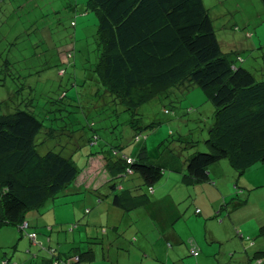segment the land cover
<instances>
[{"label":"rangeland","instance_id":"obj_1","mask_svg":"<svg viewBox=\"0 0 264 264\" xmlns=\"http://www.w3.org/2000/svg\"><path fill=\"white\" fill-rule=\"evenodd\" d=\"M203 1L223 51L240 55L242 64L262 79V1ZM87 2L2 0L1 10L15 14L6 22L4 18L0 27V114L18 105L34 109L45 127L53 129L38 134L39 151L53 149L71 157L79 174L62 191L26 213L25 219L38 231H33L35 238L27 234L30 224L21 231L17 225L0 226V264L5 258L17 264H53L56 257L51 246L64 264H74L70 255L78 256L79 262V254L88 250L94 256L86 264H250L249 256L258 249L264 251V236L259 234L264 224V160L239 172L224 159L211 181L188 187L192 193L183 192V187L169 179L166 191L175 198L170 206L171 237H163L162 229L147 216L137 219L131 215L144 209L123 219L107 209L111 175L104 156L108 154L98 150L108 142L107 147L117 145L134 156L144 142L133 140L129 113L106 94L94 71L98 16L94 10L79 13ZM246 31L253 35L247 37ZM64 91L67 97L61 99ZM207 96L199 87L189 92L178 88L139 107L136 117L148 135L153 158L172 154L184 160L194 150L209 149L206 139L214 106ZM165 108H171V113H165ZM153 122L158 125L151 126ZM49 133L55 136L46 140ZM94 133L100 138L92 145L88 138ZM192 141L196 144L191 145ZM139 178L134 175L125 185L130 188L128 184ZM170 248L176 258L168 257Z\"/></svg>","mask_w":264,"mask_h":264},{"label":"trees","instance_id":"obj_2","mask_svg":"<svg viewBox=\"0 0 264 264\" xmlns=\"http://www.w3.org/2000/svg\"><path fill=\"white\" fill-rule=\"evenodd\" d=\"M1 5L2 0L0 27L4 18L6 22L15 14L3 12ZM83 10H94L98 16L94 71L106 94L129 113L133 140L144 142L134 156L123 153L120 146L107 147L108 142L101 146L98 152L108 154L104 158L113 178L136 175L153 192L166 172L181 173L184 169L182 183L190 186L211 181L212 170L224 159L239 172L264 160V74L257 79L242 64L240 55L223 51L203 0H88ZM252 35L246 31L247 37ZM197 87L207 93L214 106V121L206 139L209 149L194 150L184 160L172 154L153 158L146 142L148 135L136 117L139 107L178 88L189 92ZM60 97H67L66 91ZM2 105L0 100V110ZM171 111L165 108V113ZM35 112L18 105L14 111L0 114V226L17 225L20 231L25 221L30 224L25 219L29 210L44 204L79 174L71 157L53 149L39 151L38 134L53 129L45 127ZM155 125L158 122L151 124ZM51 134L46 140L55 136ZM99 138L94 133L89 143L96 144ZM126 191L116 193L114 201L130 210L133 207L122 199ZM259 234L264 236V224ZM88 255H93L91 250L79 254V262H72L82 264ZM261 256L264 258V251ZM12 263L8 258L2 261Z\"/></svg>","mask_w":264,"mask_h":264},{"label":"crops","instance_id":"obj_3","mask_svg":"<svg viewBox=\"0 0 264 264\" xmlns=\"http://www.w3.org/2000/svg\"><path fill=\"white\" fill-rule=\"evenodd\" d=\"M23 4L22 1L21 3H19V5ZM79 13H87L85 12L83 9L81 10V12ZM215 170V169H214ZM212 170V172H215ZM184 169L182 170L181 173L178 172H166V176H164L161 180L160 183H158L157 187L154 188L153 192L149 191V187L147 186L145 188V186H143V181L142 179H138L136 183H133L130 185V183L128 184L130 188H127V186L125 185V181L131 179L133 176L132 175H123L121 177L118 178H113L112 176L109 178L108 182L110 184V188L109 189V195L107 197V201L109 204H107V209H109L110 211H112L115 216H119L121 219H123L127 214H131L134 210L136 209H144L142 212H139L138 214H131L132 216L136 217L137 219H140L142 216H147L149 219H151V221L154 222L155 225L159 226L162 229V236H167V237H171V235L169 234V230H168V226L171 224L172 222V216L170 213V206L172 203H175V198H173V196H171V193H169L170 191H166L167 187H166V183L167 181H169V179H172L175 186H177L178 188H182L181 189L183 192H191V190H187L189 186H186L184 183H182V174L184 173ZM211 173V171H210ZM212 175V174H211ZM168 177V178H166ZM168 179V180H166ZM113 180V181H112ZM117 184L115 188H113V184ZM93 183H89V186H92ZM187 188H184V187ZM143 188V189H141ZM125 194H123L122 199L124 201V204L132 206L133 208H131L130 210H127L125 207L119 206L118 204L115 203L114 201V197L116 193L119 192H125ZM159 190H161V194L158 195L157 193L159 192ZM148 193H152L153 198H151L149 196ZM122 194V193H121ZM133 197V198H132ZM132 198V199H131ZM100 201L102 200L101 197H99ZM133 203H137V205H133ZM190 204H192V201L190 202ZM195 212H197V209H195ZM186 214H187V210H186ZM220 214V213H219ZM108 215V214H107ZM136 221H130V223L132 224H136ZM30 228H29V232L30 231H37L35 228L32 227L31 223H30ZM38 232V231H37ZM48 236V242L51 241V238L49 235ZM174 237L176 240H178V235L172 236ZM33 241V240H32ZM254 244V243H253ZM175 248V247H174ZM57 250V249H56ZM192 252L193 249L191 248ZM59 250H57L58 252ZM262 250H257L254 252V254L252 256H249V262L250 264H264V258L261 256L262 254ZM56 254V252H55ZM195 254V253H193ZM167 255L169 258H176L178 255L173 254V250L172 248L167 250ZM70 255L68 257V259L71 258ZM94 255H92L91 257L86 256V259L83 260L82 264H86L87 261L92 260ZM176 256V257H175ZM56 258H53V264L54 262H57L58 264H64L63 261L61 262L60 257L58 255H55ZM65 259L67 258L66 255L64 257Z\"/></svg>","mask_w":264,"mask_h":264},{"label":"built area","instance_id":"obj_4","mask_svg":"<svg viewBox=\"0 0 264 264\" xmlns=\"http://www.w3.org/2000/svg\"><path fill=\"white\" fill-rule=\"evenodd\" d=\"M28 225H29V223L27 222V221H25L22 225H21V229L22 230H24V228H26V229H28L27 227H28ZM27 234L30 236V238H35V236H36V233H34L33 231H28L27 232ZM52 251V250H51ZM79 260V258H78V256H75V258L73 257L70 261H78ZM68 262H69V260H67ZM67 262V263H68ZM56 263V262H55ZM12 264H17V263H12Z\"/></svg>","mask_w":264,"mask_h":264}]
</instances>
